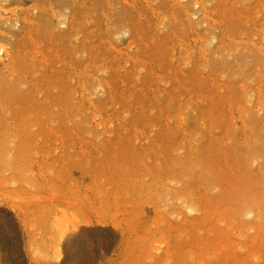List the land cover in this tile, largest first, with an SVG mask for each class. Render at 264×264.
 <instances>
[{"label": "rangeland", "instance_id": "rangeland-1", "mask_svg": "<svg viewBox=\"0 0 264 264\" xmlns=\"http://www.w3.org/2000/svg\"><path fill=\"white\" fill-rule=\"evenodd\" d=\"M196 1L0 0V264H264V0Z\"/></svg>", "mask_w": 264, "mask_h": 264}, {"label": "bare ground", "instance_id": "bare-ground-1", "mask_svg": "<svg viewBox=\"0 0 264 264\" xmlns=\"http://www.w3.org/2000/svg\"><path fill=\"white\" fill-rule=\"evenodd\" d=\"M196 2H198V1H196V0H194V3H196ZM71 20V19H70ZM61 24H65L66 23V21H62V22H60ZM67 24V23H66ZM38 52V51H37ZM10 56V52L9 51H7V49H6V47H5V45L3 46L2 44L0 45V61L2 60V58L3 57H9ZM4 60V59H3ZM6 61V60H5ZM2 63H4V62H2ZM7 64V63H6ZM76 74V73H75ZM75 222H76V224H83L82 223V221L81 220H77V219H75L74 220ZM85 224V223H84ZM77 225V226H78ZM48 226V225H47ZM76 225H73V227H72V231H75L76 230ZM60 238H62V236L60 237Z\"/></svg>", "mask_w": 264, "mask_h": 264}]
</instances>
